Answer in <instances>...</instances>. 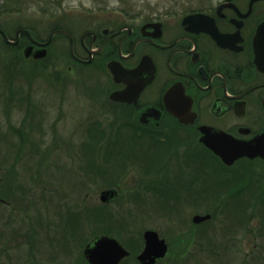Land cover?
<instances>
[{
	"label": "flooded vegetation",
	"instance_id": "obj_1",
	"mask_svg": "<svg viewBox=\"0 0 264 264\" xmlns=\"http://www.w3.org/2000/svg\"><path fill=\"white\" fill-rule=\"evenodd\" d=\"M62 8L58 15L49 11L56 19L47 37L37 34L40 19L17 22L11 29L0 23L11 42L0 35L21 55L26 48H32L31 56L46 49L45 57L65 59L68 74L81 72L100 79L99 88L85 93L91 109L77 124L99 125L102 135L111 129L112 134H120L100 137L102 145L148 144L150 155L164 162L165 153L175 157L185 144H191L192 151L183 153L180 163L184 166L183 158L188 161L189 189L206 184L221 188L210 200L194 196L198 207L217 208L249 191L258 196L257 205L264 207V0H91L77 12ZM207 134L228 138L241 145L244 153L227 163L205 144ZM157 164L147 172L151 192L170 186L173 177L166 164ZM180 170L183 182L186 174L183 167ZM104 171L105 175L108 170ZM108 189L116 193L103 200L102 193ZM119 196V188L110 185L101 191L100 200L110 206ZM208 213L211 217L201 223L212 220ZM254 216H242L233 226L226 223L225 242L237 256L264 254L262 240L250 226ZM210 235L211 240L218 236ZM166 242V254L154 264L164 261L172 250ZM85 248H80L78 263L91 264ZM129 252L120 264L132 257ZM139 255L136 260L144 264Z\"/></svg>",
	"mask_w": 264,
	"mask_h": 264
},
{
	"label": "rangeland",
	"instance_id": "obj_2",
	"mask_svg": "<svg viewBox=\"0 0 264 264\" xmlns=\"http://www.w3.org/2000/svg\"><path fill=\"white\" fill-rule=\"evenodd\" d=\"M87 4L91 0H0V23L11 29L17 22L40 19L37 34L44 38L56 19L49 11L58 15L63 7L77 12ZM15 8L21 12H11ZM2 40L0 36V264H77L80 248L101 234L117 237L131 251L132 257L121 264H141L136 256L148 229L158 231L172 248L157 264H264V254L237 256L225 242L226 223L233 226L253 214L250 226L264 247V207L257 205L254 192L230 197L217 208L198 207L194 196L210 200L221 188L206 184L189 189L188 161L180 163L191 144L175 157L165 153V162L150 155L148 144H100V137L120 134L111 129L102 135L99 125L77 124L91 109L85 93L99 88L100 79L68 74L64 58L22 59ZM156 162L166 164L173 177L170 186L151 192L146 182ZM110 185L119 188L120 196L108 206L100 193ZM206 212L212 220L195 225L193 215ZM210 232L218 234L216 240Z\"/></svg>",
	"mask_w": 264,
	"mask_h": 264
},
{
	"label": "water",
	"instance_id": "obj_3",
	"mask_svg": "<svg viewBox=\"0 0 264 264\" xmlns=\"http://www.w3.org/2000/svg\"><path fill=\"white\" fill-rule=\"evenodd\" d=\"M0 32L3 34L7 42H11L7 34L0 28ZM52 36L44 42L47 45ZM25 56H31L32 48L25 49ZM35 58H44L46 56V49H40L34 52ZM203 141L214 152L220 155L224 161L231 163L239 155L243 154V148L224 136L210 135L203 137ZM116 193L114 189H108L103 191L101 198L107 200ZM111 194V195H110ZM211 215L208 214H196L193 217V221L196 223L203 222L209 219ZM145 248L139 255V260L144 264H154L156 258L162 257L167 252V242L164 238L159 236L156 230L148 229L144 233ZM85 254L91 264H120L121 260L130 254L129 250L119 241V239L113 235L103 234L97 236L91 243L85 248Z\"/></svg>",
	"mask_w": 264,
	"mask_h": 264
},
{
	"label": "trees",
	"instance_id": "obj_4",
	"mask_svg": "<svg viewBox=\"0 0 264 264\" xmlns=\"http://www.w3.org/2000/svg\"><path fill=\"white\" fill-rule=\"evenodd\" d=\"M0 36H1V35H0ZM1 37H2V36H1ZM2 39H3V38H2ZM2 41H4V40H2ZM3 43H5V41H4ZM5 44L8 45L7 43H5ZM8 46L12 49L13 53H14L16 56H18V57L24 59V56L21 55V53H20V51H19L18 48H16V47H12L11 45H8ZM62 54L65 56V52H62ZM12 55H13V54H12ZM13 56H14V55H13Z\"/></svg>",
	"mask_w": 264,
	"mask_h": 264
}]
</instances>
